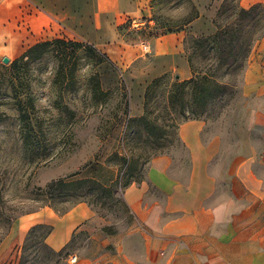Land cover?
<instances>
[{"label":"rangeland","instance_id":"obj_1","mask_svg":"<svg viewBox=\"0 0 264 264\" xmlns=\"http://www.w3.org/2000/svg\"><path fill=\"white\" fill-rule=\"evenodd\" d=\"M237 8V0H224L213 18V34L219 26L234 22L241 26V42L252 34L256 41L245 69L256 42L264 36V7L242 20L236 16ZM148 12L135 20H143V26L131 24L128 18L117 30L101 31L100 36L69 31L67 37L33 49L27 58L9 59L7 64L0 61V264H75L77 257L73 263L70 257L86 253L91 245L86 233H79L66 249L55 253L44 243L48 227H33L22 242L13 245L8 237L14 225L44 208L62 214L85 203L96 216L112 223V229L124 228L127 213L120 204L119 183L138 180L155 155L173 152L178 159L186 158L176 138L183 120L179 109H171L161 98L175 80L170 74L150 76L152 61L143 46L179 30L197 13L190 0H154ZM192 37L196 36L188 34L184 40L186 57L195 50ZM195 55L199 69L214 63L203 60L199 52ZM244 69L224 76L217 73L219 81L231 86L197 118L207 122L208 132L229 137L224 157L236 152L235 137L241 128L238 107L245 101L241 93ZM159 78L160 87L150 95L146 110L145 91ZM27 97L32 109L24 103ZM143 115L155 129L149 131L150 126L139 119ZM94 177L99 186L117 185L116 195L87 192L90 184L77 191L48 188L61 178Z\"/></svg>","mask_w":264,"mask_h":264},{"label":"crops","instance_id":"obj_2","mask_svg":"<svg viewBox=\"0 0 264 264\" xmlns=\"http://www.w3.org/2000/svg\"><path fill=\"white\" fill-rule=\"evenodd\" d=\"M152 1L0 0V61L69 31L100 36L117 30L128 18L148 14ZM190 1L197 13L192 21L148 42L153 78L189 80L186 36L214 32L213 18L224 0ZM237 5L248 10L264 7V0ZM241 93L236 152L224 157L229 137L208 132L207 122L181 123L176 138L186 158L173 152L150 158L141 177L121 191L124 228L112 229L79 203L62 214L44 208L20 218L9 240L22 242L30 229L46 226L44 243L57 253L86 233L91 245L75 264H264V36L244 69Z\"/></svg>","mask_w":264,"mask_h":264},{"label":"trees","instance_id":"obj_3","mask_svg":"<svg viewBox=\"0 0 264 264\" xmlns=\"http://www.w3.org/2000/svg\"><path fill=\"white\" fill-rule=\"evenodd\" d=\"M258 6L251 7L248 10L237 8V17L239 20L245 19L252 11H254ZM197 16L195 14L194 18ZM193 18V19H194ZM192 21V20H190ZM188 21L187 24L190 22ZM167 33H170L168 31ZM241 33L242 29L240 24L234 22V25L227 24L224 26H219L216 33L207 37H192L193 44L195 45V50L192 54L188 55L187 60L191 70L192 77L189 80L177 81L170 86L169 91L166 95L161 98L167 103V105L173 109L178 107L179 114L182 117V122L188 120H194L198 118L200 112H203L211 101L220 97L223 93L226 92V89L230 87V83L222 82L217 79V73L223 72L222 75H228L235 73L239 68L244 69V63L247 60L251 48L256 40L252 38V34L249 35V39L245 42H241ZM51 42V41H50ZM50 42H43L32 49L25 52L19 58H27V54L30 53L33 49H36L40 46H46ZM199 52L203 60L214 61L210 65L206 66L204 69H199L194 63L195 53ZM161 79L153 80L150 85L147 87L144 95L145 105L144 109L147 110V104L151 100L150 95L153 94L158 87H160ZM24 103H28L29 108H33L32 101L29 97L26 98ZM188 110L187 113L185 110ZM145 112V111H144ZM151 112H147L149 114ZM190 116V117H189ZM26 115L21 114V120L23 127L27 128L29 125L25 122ZM139 119L144 123L146 127L151 131L154 125L145 115L139 117ZM179 126V124H178ZM163 134V133H162ZM162 134L158 135L161 136ZM125 165L128 166L129 162L125 160ZM96 179H80V180H68V178H61L56 181H53L49 184V189H73L74 191L81 190L82 186L85 184H90L87 188V192L107 193L109 197L116 195L117 185L110 187L99 186L96 182ZM133 180L126 181L125 183H119L121 190H124ZM113 183V182H112ZM120 204L124 207L123 202ZM125 208V207H124ZM50 229L48 228L46 235L49 233ZM44 237V238H45Z\"/></svg>","mask_w":264,"mask_h":264},{"label":"built area","instance_id":"obj_4","mask_svg":"<svg viewBox=\"0 0 264 264\" xmlns=\"http://www.w3.org/2000/svg\"><path fill=\"white\" fill-rule=\"evenodd\" d=\"M148 23H151V22H148ZM131 24L136 25V26H139V25L143 26L145 24V22L144 21L136 22L135 20H132ZM143 49L146 52L149 51V45L148 44H144ZM76 257H77L76 255L71 256L70 257V262L73 263L76 260Z\"/></svg>","mask_w":264,"mask_h":264},{"label":"water","instance_id":"obj_5","mask_svg":"<svg viewBox=\"0 0 264 264\" xmlns=\"http://www.w3.org/2000/svg\"><path fill=\"white\" fill-rule=\"evenodd\" d=\"M8 61H9V59H8V58H3V59H2V63H4V64H7V63H8Z\"/></svg>","mask_w":264,"mask_h":264}]
</instances>
